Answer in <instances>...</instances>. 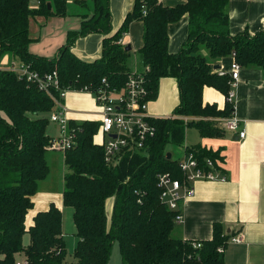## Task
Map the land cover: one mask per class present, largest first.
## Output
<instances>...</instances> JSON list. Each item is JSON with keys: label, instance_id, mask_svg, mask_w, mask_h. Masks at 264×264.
<instances>
[{"label": "trees", "instance_id": "obj_1", "mask_svg": "<svg viewBox=\"0 0 264 264\" xmlns=\"http://www.w3.org/2000/svg\"><path fill=\"white\" fill-rule=\"evenodd\" d=\"M89 13L81 14L79 31L70 32L55 59L33 54L30 45V19L38 16L66 17L71 11L67 0H0V264H16L20 256L29 264H64L67 256L63 236V213L55 205L40 211L28 229L26 218L34 208L38 185L50 174L46 154L52 138L47 130L49 116L60 100L59 91L46 92L2 68L4 57L31 65L41 74L57 71L60 86L70 91L91 90L107 79L112 88L121 89L131 70V51L120 43L133 21L144 26L139 61L150 67V100L158 96L163 78H174L179 91L175 119L154 121L157 133L140 152H124L116 165H108L104 150L95 143L99 123L70 122L74 134L72 147L64 152L67 173L64 177L63 204L73 209L79 238L75 264H109L115 243L120 264H225L224 253L231 237L220 224L213 238L194 249L191 241L174 238L176 212L160 200L157 176L172 173L183 178L178 157L168 148L182 145L186 130L196 128L204 138L220 137L225 132L209 123L211 118L229 117L232 106L223 110L205 104L203 92L211 87L227 95L230 76L215 70L218 61L235 56L244 67L264 73V31L252 36L244 31L236 36L229 30L230 0H182L174 7L158 0H135L121 28L112 36L110 0H76ZM49 6L51 8H49ZM184 17L189 21L188 41L180 52L169 51V27ZM91 33H100L102 57L92 63L72 52L74 42ZM180 117L202 118L187 125ZM180 145V146H181ZM200 164L218 153L192 148ZM171 153V158L168 154ZM114 200L111 225L107 201ZM30 236L25 246L23 239Z\"/></svg>", "mask_w": 264, "mask_h": 264}, {"label": "crops", "instance_id": "obj_2", "mask_svg": "<svg viewBox=\"0 0 264 264\" xmlns=\"http://www.w3.org/2000/svg\"><path fill=\"white\" fill-rule=\"evenodd\" d=\"M67 1L71 13L66 17L38 16L30 19V36L34 40L30 51L33 54L49 60L55 59L60 49L67 44L69 33L80 30L82 18L79 16L89 13L90 8L82 7L76 0ZM35 2L38 7V0ZM181 2L182 0H164L162 3L174 7ZM134 3L135 0H110L113 28L110 36L121 28L127 15L132 12ZM228 14L229 30L233 36L244 31L254 36L264 31V0H230ZM188 34L187 17L170 25V53L180 52L188 41ZM143 35V23L135 20L122 38V44L131 47V68L138 61L137 54L144 44ZM105 38L107 36L100 33L80 37L74 42L72 52L80 60L92 63L102 57ZM233 61L232 57L223 58L214 69L230 75ZM11 62L9 56H6L1 67L7 68ZM203 101L205 104L216 105L220 110L227 103L226 96L211 87L204 89ZM234 103L236 115L246 132L244 139L236 133L226 132L220 137L204 138L200 135V143L189 145L218 153L220 171L226 181L195 183V195L183 204L184 222L175 229L176 238L206 242L213 238L214 225L220 224L224 233L231 238L241 235L243 239L242 243L228 241L224 251L225 264H264V73L261 69L242 67ZM62 104L68 111L70 122L80 124L99 120L92 93L68 91ZM178 104L176 79H161L158 96L149 104L150 114L161 119L170 118ZM53 196L50 193L41 198L37 192L34 196V208L26 218L28 229L33 225L36 214L48 210L51 205H55L63 213V194L59 201H55ZM24 241L25 236L23 244L27 246L30 243L25 244ZM23 258L20 256L18 260Z\"/></svg>", "mask_w": 264, "mask_h": 264}, {"label": "built area", "instance_id": "obj_3", "mask_svg": "<svg viewBox=\"0 0 264 264\" xmlns=\"http://www.w3.org/2000/svg\"><path fill=\"white\" fill-rule=\"evenodd\" d=\"M163 2L164 0H158ZM122 44V40L120 41ZM233 63L230 73V89L226 95V101L232 106V112L229 117L222 118L219 121L220 128L226 132L238 134L244 139L246 132L242 129V121L235 112L236 87L240 79L242 66L232 56ZM7 68L16 72L20 79L26 80L30 84L37 85L39 90L51 92L59 91L60 100L57 102L56 110L50 115V121L60 126L62 136L52 138L48 151L65 152L72 147L74 134L70 132V119L68 111L62 104L66 93L70 91L60 86V80L57 71L41 74L31 68V65L21 63L20 61L11 62ZM150 67L144 66L138 60L136 65L131 68L125 85L119 88H112L106 78L102 80L101 86L91 90L84 87L81 92H89L94 95L99 114L98 134L103 138V142L98 144L104 150L105 161L108 165L119 163L121 155L124 152L142 153L149 140L154 138L157 129L154 121L157 118L150 114L149 104L150 90L148 88V74ZM220 76L225 73L220 71ZM175 116L169 119H175ZM185 124L202 121V118L180 117ZM178 167L183 178L177 179L172 173H160L157 176V187L160 190V200L170 210L176 212L175 223L184 222L183 204L186 200L195 195V183L198 181L225 182L226 177L221 174L219 160L211 158L205 159L203 165L200 164L194 152H191L189 146H184L180 157L178 158ZM233 243H242L241 235L230 239ZM194 249H201V242L192 243ZM224 247L218 248L219 253H224ZM16 264H29L26 258L18 260Z\"/></svg>", "mask_w": 264, "mask_h": 264}, {"label": "rangeland", "instance_id": "obj_4", "mask_svg": "<svg viewBox=\"0 0 264 264\" xmlns=\"http://www.w3.org/2000/svg\"><path fill=\"white\" fill-rule=\"evenodd\" d=\"M32 8L37 7V3L34 1L31 2ZM80 17V16H79ZM138 60L140 58L139 53L137 54ZM132 64H130L131 66ZM50 117V116H49ZM225 117L220 118H211L209 123L217 128H220V123L217 120H220ZM221 129V128H220ZM222 130V129H221ZM48 135L51 138H59L62 136L61 128L58 124L50 122V125L47 130ZM202 137L198 130L194 127H190L186 130V136L184 143L180 146H174L172 148H168L170 151L174 152V156L178 157L183 150V147L186 145H196L201 142ZM96 144H101L103 142V138L100 134H97L94 138ZM47 163L50 167V174L48 178L39 183L38 187V195L43 197H47L50 193L54 195L55 201H59L60 196L64 191V177L67 173V167L64 163V156L62 152L58 151H48L46 154ZM56 195V196H55ZM113 204L114 200L109 199L107 201V214L109 217V225H111L112 214H113ZM63 211V236L66 243V252L67 256L64 261V264H74V252L78 243L79 238L76 235V226L73 220V209L70 207L64 206ZM29 222L31 220H28ZM178 228L176 224L175 229ZM172 233V236L176 238V232ZM30 241L29 234L25 235V244H28ZM121 262V255L119 250V245L116 244L113 249V255L111 258V264H118Z\"/></svg>", "mask_w": 264, "mask_h": 264}, {"label": "water", "instance_id": "obj_5", "mask_svg": "<svg viewBox=\"0 0 264 264\" xmlns=\"http://www.w3.org/2000/svg\"><path fill=\"white\" fill-rule=\"evenodd\" d=\"M49 8H51V7L49 6ZM126 50H127V51H131V47H130V46H127V47H126ZM218 68H219V66H217L216 69H218ZM171 156H172L171 153H169V154H168V158H171Z\"/></svg>", "mask_w": 264, "mask_h": 264}]
</instances>
